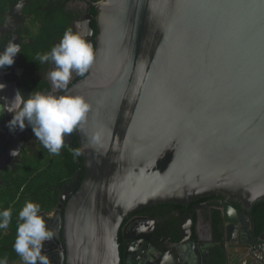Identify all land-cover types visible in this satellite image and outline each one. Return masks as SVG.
<instances>
[{"label":"water","instance_id":"95a60500","mask_svg":"<svg viewBox=\"0 0 264 264\" xmlns=\"http://www.w3.org/2000/svg\"><path fill=\"white\" fill-rule=\"evenodd\" d=\"M29 1H18L8 19L23 21ZM88 3L98 12L94 61L60 94L90 105L68 135L77 138L84 173L64 188L55 222L41 215L55 225L46 226V252L60 250L61 264H127L119 234L130 215L214 195L240 203L239 219L248 220L264 201V0ZM0 76L9 101L18 85L4 69ZM230 211L224 221L238 225ZM246 242L264 256L260 241Z\"/></svg>","mask_w":264,"mask_h":264},{"label":"flooded vegetation","instance_id":"af4514ba","mask_svg":"<svg viewBox=\"0 0 264 264\" xmlns=\"http://www.w3.org/2000/svg\"><path fill=\"white\" fill-rule=\"evenodd\" d=\"M92 1L98 3L100 0ZM63 2L66 3L65 7L74 13V32L83 36L91 44L93 52H95L97 45L96 37L93 35L92 38H89L85 29L87 21H89L91 25L93 17L91 16V20H89L88 17L93 7L88 3V0H63ZM23 17V21L8 19V22H6L8 29H5V25L0 31L2 37H5L7 34L10 36L17 35L21 40L18 32L26 25L24 12ZM8 42L2 45L0 42V45L3 47L0 48V52L4 50ZM53 68L54 65L49 63L47 73L53 70ZM4 70L7 80L9 78L10 83H16L19 91L24 95L25 99H27L28 85L24 79V70L19 66L15 74L9 73V66H5ZM47 73H45L46 75H41V78L47 81L49 88L48 91H40L42 94H54L59 96L70 86L80 81V76L73 74L67 89L54 92L52 83L47 78ZM8 90L9 89L0 91V97H6L9 93ZM13 98L14 95L10 96L9 101ZM2 103H4V100L0 99V104ZM12 118L13 114L7 112L0 115V187L4 186L8 174L16 172V168L23 161L24 157L33 159L37 151L36 144L41 143L35 138L30 126L26 125L23 131L19 129H16L14 132L9 131L7 124ZM76 130H74V132H76ZM76 141V137L72 140L70 136L67 135L65 138V146L62 149L71 152V145L69 143H76ZM13 150L20 151L19 156H11L10 153ZM64 195H66V191H63L62 198ZM192 202L193 201L188 205H181L185 207V210L176 211L170 215L166 214L163 216L161 215L162 211L154 210L152 209L153 207L140 210L130 215L124 221L119 234L122 260L126 252L127 264H217L218 257L216 253L218 250H223L225 254V264H264V256H262L259 251H255L256 246L248 245V242H246V238L249 235L255 239V244L260 241L257 248L259 250L263 249L262 253L264 255V232L259 236L256 235L252 213L248 215V220L244 218L239 219V213H245L246 211L240 203L234 199H228L227 197H225L224 203L216 201L215 203H200L193 205L191 204ZM228 205L231 206L235 212L230 211L227 217L235 221L238 215V225L229 226L224 221L225 206ZM155 207L158 206H154V208ZM56 212L57 208L51 213H41L39 215L45 214L47 218H49V221L55 222ZM217 213H220L222 220V241L219 240L218 233H220V231L216 228L214 222V218L218 217ZM44 220L48 228L55 227L52 223L48 224L47 219ZM241 222H246L247 226L243 228ZM229 237L231 241H228ZM125 238L127 240H125ZM120 239H122V243H120ZM47 242L48 241L45 243ZM45 243L42 254L48 249ZM57 251L51 252L49 256H46L49 264H61L62 253L60 250ZM62 252L66 254L65 249H63ZM19 264H23L22 260ZM122 264H125V262Z\"/></svg>","mask_w":264,"mask_h":264},{"label":"trees","instance_id":"16d2710c","mask_svg":"<svg viewBox=\"0 0 264 264\" xmlns=\"http://www.w3.org/2000/svg\"><path fill=\"white\" fill-rule=\"evenodd\" d=\"M20 0H0V31L6 25L8 14L11 8ZM63 0H30L24 8L26 25L21 28L18 35L21 37V51L18 54V66L24 70V79L28 85V95L33 92L48 91L49 85L41 75H46L49 63H40L36 59L38 53L50 52L52 47L57 45L66 30L74 31V13L68 10ZM93 17L91 28L94 37L98 36L97 16L95 9L90 10ZM10 35L2 37L0 42L6 44ZM0 45V48H3ZM7 67V66H6ZM5 69V68H4ZM88 72L80 76L79 80L85 78ZM77 129V128H76ZM75 129V130H76ZM76 152H80L78 143H74ZM36 153L33 159L23 158V161L16 168L15 173L8 174L4 186L0 187V211L11 209L12 221L7 229L0 230V258H6L7 264H14L21 261L20 256L14 250L18 213L26 202L31 201L40 206V213H51L60 204L65 187L74 185L81 170L84 173V161L77 155V159L69 150L61 149L59 155L51 154L43 145L36 144ZM80 183L76 190L79 189ZM223 195H214L193 201L191 204L224 203ZM160 210L161 215H170L176 211L185 210L184 206L177 204H165L153 207ZM214 222L219 240L222 236V220L220 213H217ZM252 216L256 228V235L264 232V201L255 204L252 208ZM122 243V239H120ZM217 264H225L224 251L218 250Z\"/></svg>","mask_w":264,"mask_h":264},{"label":"clouds","instance_id":"9594fccd","mask_svg":"<svg viewBox=\"0 0 264 264\" xmlns=\"http://www.w3.org/2000/svg\"><path fill=\"white\" fill-rule=\"evenodd\" d=\"M20 51V44L9 40L7 46L0 52V69L13 65L14 58ZM36 59L40 63L51 62L54 65L53 70L47 73V78L55 92L67 89L73 74L83 76L89 71L94 61V52L91 44L83 36L68 29L50 52L38 53ZM5 87L6 85L0 84V91ZM0 99L4 100V103L0 104V115L5 112L13 114V118L7 124L9 131L14 132L16 129L23 131L26 125L30 126L35 138L53 155L60 154L65 146L66 136L73 133L84 121L90 108L85 98L78 95L57 96L33 92L25 99L17 90L11 101L6 97ZM19 154L18 150L10 153L13 157ZM75 154L79 155V152ZM39 213L40 206L31 201L26 202L18 213L13 247L23 264H49L46 256L50 253L42 254V249L44 243L53 238V232L46 227L45 220ZM11 221V209L0 211V230L7 229ZM0 264H7V259L0 258Z\"/></svg>","mask_w":264,"mask_h":264},{"label":"bare ground","instance_id":"6f19581e","mask_svg":"<svg viewBox=\"0 0 264 264\" xmlns=\"http://www.w3.org/2000/svg\"><path fill=\"white\" fill-rule=\"evenodd\" d=\"M0 84H2V81H1V76H0ZM5 89H9L8 87H5L3 91H5ZM52 228V227H51ZM44 250H42L43 252Z\"/></svg>","mask_w":264,"mask_h":264}]
</instances>
